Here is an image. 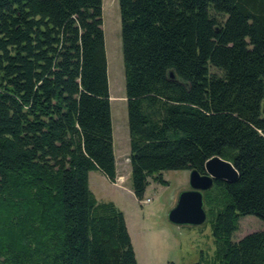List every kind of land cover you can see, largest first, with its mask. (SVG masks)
<instances>
[{"label": "trees", "instance_id": "16d2710c", "mask_svg": "<svg viewBox=\"0 0 264 264\" xmlns=\"http://www.w3.org/2000/svg\"><path fill=\"white\" fill-rule=\"evenodd\" d=\"M117 6L133 196L231 162L215 255L264 264V230L230 239L239 217L264 221V0ZM100 15L101 0H0V264H136L122 212L87 184L115 178Z\"/></svg>", "mask_w": 264, "mask_h": 264}, {"label": "rangeland", "instance_id": "374dc122", "mask_svg": "<svg viewBox=\"0 0 264 264\" xmlns=\"http://www.w3.org/2000/svg\"><path fill=\"white\" fill-rule=\"evenodd\" d=\"M101 29L106 60L107 90L116 161L126 162L129 145L126 122V99L121 56L120 28L117 0H101ZM264 109V99L262 102ZM187 170H163L160 176L166 184L152 177L146 186L142 204L128 192L120 191L106 183L100 185L97 196L110 201L124 217L136 264H219L215 255L216 244L211 235L210 220L216 207L220 208L226 196L218 186L203 194L206 220L198 226L173 225L166 214L173 206L179 191L187 188ZM130 180L126 185L129 187ZM264 230V221L253 215H243L237 221V229L230 239L235 241L242 235Z\"/></svg>", "mask_w": 264, "mask_h": 264}, {"label": "water", "instance_id": "95a60500", "mask_svg": "<svg viewBox=\"0 0 264 264\" xmlns=\"http://www.w3.org/2000/svg\"><path fill=\"white\" fill-rule=\"evenodd\" d=\"M173 78L171 72L168 73ZM237 172L232 163L217 155L203 162V172L195 169L187 172V188L178 192L173 206L166 214L167 221L173 225L198 226L205 222L206 212L203 206V194L215 181L232 182Z\"/></svg>", "mask_w": 264, "mask_h": 264}, {"label": "crops", "instance_id": "0c3cea01", "mask_svg": "<svg viewBox=\"0 0 264 264\" xmlns=\"http://www.w3.org/2000/svg\"><path fill=\"white\" fill-rule=\"evenodd\" d=\"M109 99V97H108ZM111 136H112V152H113V158H114V169H115V178L113 182H110L106 179V177L104 175H102L100 172L93 170V171H89L88 175H87V184H88V188L91 191V193L93 194L94 198L96 201L101 202L103 201L101 199V196L99 198H97V196L100 195V191L98 190V188L106 183L116 189H119L120 191H124V192H128L130 195H133L130 189V184L129 187H127L126 183L128 181V179L130 180L129 177V172H130V167H129V163H128V157H127V161L126 162H118L116 161V148L114 146V141H113V130L111 128ZM188 171V170H187ZM120 178V183L116 182V179ZM148 183H149V179H148ZM134 197V196H133ZM135 199V197H134Z\"/></svg>", "mask_w": 264, "mask_h": 264}, {"label": "built area", "instance_id": "2783aa9c", "mask_svg": "<svg viewBox=\"0 0 264 264\" xmlns=\"http://www.w3.org/2000/svg\"><path fill=\"white\" fill-rule=\"evenodd\" d=\"M116 182H121L120 181V178H118V179H116ZM149 200H150V198H148V197H144V198H142L141 200H140V202L142 203V204H145V203H147V202H149Z\"/></svg>", "mask_w": 264, "mask_h": 264}]
</instances>
